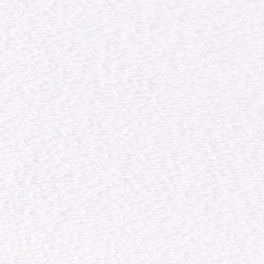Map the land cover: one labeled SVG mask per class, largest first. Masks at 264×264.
I'll use <instances>...</instances> for the list:
<instances>
[{
  "label": "snow or ice",
  "instance_id": "1",
  "mask_svg": "<svg viewBox=\"0 0 264 264\" xmlns=\"http://www.w3.org/2000/svg\"><path fill=\"white\" fill-rule=\"evenodd\" d=\"M0 264H264V0H0Z\"/></svg>",
  "mask_w": 264,
  "mask_h": 264
}]
</instances>
